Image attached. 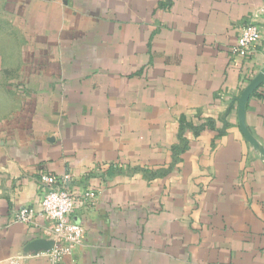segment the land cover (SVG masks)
Here are the masks:
<instances>
[{"label": "crops", "instance_id": "1", "mask_svg": "<svg viewBox=\"0 0 264 264\" xmlns=\"http://www.w3.org/2000/svg\"><path fill=\"white\" fill-rule=\"evenodd\" d=\"M249 22L264 0H0V264H264V157L237 113L264 40L232 52ZM245 124L264 147V82ZM47 173L94 194L56 263L35 256Z\"/></svg>", "mask_w": 264, "mask_h": 264}, {"label": "built area", "instance_id": "2", "mask_svg": "<svg viewBox=\"0 0 264 264\" xmlns=\"http://www.w3.org/2000/svg\"><path fill=\"white\" fill-rule=\"evenodd\" d=\"M263 40L264 28L256 22H249L241 27L232 52L245 58ZM71 180L70 175L51 173L41 175L38 180L40 210L37 214L51 223L54 247L49 251H38L35 256L49 257L55 263L61 261L65 255H71L74 248L82 243L84 227L72 219V211L77 202L86 204L94 198L93 192L88 189L81 191L80 195H72L68 191ZM35 214L29 207H20L14 212L13 220L28 223ZM7 264L25 263L23 258H10Z\"/></svg>", "mask_w": 264, "mask_h": 264}, {"label": "water", "instance_id": "3", "mask_svg": "<svg viewBox=\"0 0 264 264\" xmlns=\"http://www.w3.org/2000/svg\"><path fill=\"white\" fill-rule=\"evenodd\" d=\"M264 82V67L255 75V77L249 82V84L242 90L240 96L238 97L237 101V113H238V122L240 129L245 136V138L253 145L255 149L264 157V147L259 145L253 136L251 135L249 129L245 124V106L246 103L254 92V90Z\"/></svg>", "mask_w": 264, "mask_h": 264}]
</instances>
